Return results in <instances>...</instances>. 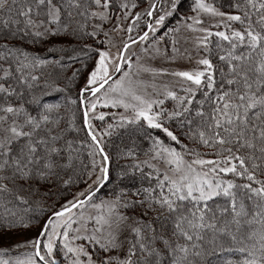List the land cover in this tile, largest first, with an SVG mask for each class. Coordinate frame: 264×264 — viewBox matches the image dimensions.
<instances>
[{
    "label": "snow or ice",
    "instance_id": "6c2138e0",
    "mask_svg": "<svg viewBox=\"0 0 264 264\" xmlns=\"http://www.w3.org/2000/svg\"><path fill=\"white\" fill-rule=\"evenodd\" d=\"M184 4L0 0V264H264V0Z\"/></svg>",
    "mask_w": 264,
    "mask_h": 264
},
{
    "label": "rangeland",
    "instance_id": "374dc122",
    "mask_svg": "<svg viewBox=\"0 0 264 264\" xmlns=\"http://www.w3.org/2000/svg\"><path fill=\"white\" fill-rule=\"evenodd\" d=\"M184 10H187V0H185V4H184ZM175 22V19L174 18H170L169 21H168V24H172Z\"/></svg>",
    "mask_w": 264,
    "mask_h": 264
}]
</instances>
